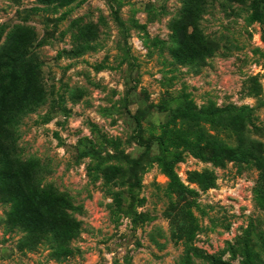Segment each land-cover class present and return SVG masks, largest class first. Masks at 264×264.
<instances>
[{"label": "rangeland", "instance_id": "374dc122", "mask_svg": "<svg viewBox=\"0 0 264 264\" xmlns=\"http://www.w3.org/2000/svg\"><path fill=\"white\" fill-rule=\"evenodd\" d=\"M1 57L0 264H264V0H0Z\"/></svg>", "mask_w": 264, "mask_h": 264}, {"label": "trees", "instance_id": "16d2710c", "mask_svg": "<svg viewBox=\"0 0 264 264\" xmlns=\"http://www.w3.org/2000/svg\"><path fill=\"white\" fill-rule=\"evenodd\" d=\"M20 54L18 56H23L24 54L23 51H25V49H21L20 50ZM11 64V58L8 57H1L0 58V76L2 75L1 73L4 72L5 68H9ZM1 77H7L6 74L3 73V75ZM210 123L216 124V125H220L223 124L224 128L226 130H232L234 129L231 122H230V117L229 115H216ZM207 137H209V140L212 142L214 139L217 140L216 136H214L213 134L209 133L207 134ZM225 143V140H221L219 139V144L222 145L221 143ZM238 149L241 151H246L248 153H250L251 155H253V157L257 158L260 162H258L259 164L264 162V144H262L260 141L251 138L250 136L245 138H242L239 140V143L237 145ZM3 156H0V162H2L3 160ZM166 163V162H165ZM170 178L173 180L174 175V169H173V162L169 161L167 163V167H166Z\"/></svg>", "mask_w": 264, "mask_h": 264}]
</instances>
